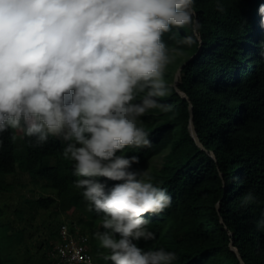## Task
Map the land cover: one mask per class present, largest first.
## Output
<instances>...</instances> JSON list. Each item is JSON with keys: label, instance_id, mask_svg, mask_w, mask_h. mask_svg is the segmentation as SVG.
Returning <instances> with one entry per match:
<instances>
[{"label": "trees", "instance_id": "1", "mask_svg": "<svg viewBox=\"0 0 264 264\" xmlns=\"http://www.w3.org/2000/svg\"><path fill=\"white\" fill-rule=\"evenodd\" d=\"M218 2L223 12L217 10ZM261 3L264 0H194L198 31L193 32L191 26L173 27L163 35L169 55L176 57L172 66L181 72L178 79L165 73L169 92L157 99L168 110L153 108L140 118L151 147L117 152L126 158L136 156L138 163L129 171L138 174L147 169L143 172L151 182L170 194L169 208L159 215L144 216L155 238L134 243L146 251L174 252V264H264ZM186 37L195 42L184 43ZM13 135L11 128L0 133V191L15 188L8 175L22 173L34 182L44 180L55 196L39 197L34 204L43 209L54 204L67 215L78 211V219L69 223H76L88 236L97 264H112L105 259L109 250L95 237L104 231L102 214L91 210L83 189L75 186L84 177L75 176L74 162L63 157L68 142L49 136L47 143L36 146L35 137L23 134L21 144L16 136L11 139ZM165 147L162 165L148 166ZM96 180L106 192L123 182ZM3 215L0 204V227L6 231L0 233V264H17L23 231L3 224ZM47 255L39 264H47Z\"/></svg>", "mask_w": 264, "mask_h": 264}, {"label": "clouds", "instance_id": "2", "mask_svg": "<svg viewBox=\"0 0 264 264\" xmlns=\"http://www.w3.org/2000/svg\"><path fill=\"white\" fill-rule=\"evenodd\" d=\"M217 10L224 11L219 2ZM258 13L264 23V3ZM195 17L194 0H0V133L19 130L36 146L49 136L68 142L63 157L84 177L75 186L91 210L102 214L104 231L95 237L112 264L177 260L134 243L155 238L144 216L163 213L172 198L146 172L138 179L129 171L136 156L117 152L151 147L140 118L168 110L157 99L169 92L172 62L163 35L173 27L198 31ZM98 177L123 182L106 192Z\"/></svg>", "mask_w": 264, "mask_h": 264}, {"label": "rangeland", "instance_id": "3", "mask_svg": "<svg viewBox=\"0 0 264 264\" xmlns=\"http://www.w3.org/2000/svg\"><path fill=\"white\" fill-rule=\"evenodd\" d=\"M176 57L172 58V62L167 66L165 73H171L176 76L178 69L172 66ZM174 79V78H173ZM170 83L174 84V80ZM19 143H23V132L13 130ZM63 139L62 137H60ZM167 147L160 153L153 156L148 162V166L160 167L164 161ZM141 169L137 175L143 172ZM7 180L15 185L10 191H0V204L4 209V215L1 222L14 230L21 229L23 231L24 240L20 250L16 254L17 264H39L44 254H48L49 250L59 242V226L60 220L63 222L76 221L79 212L75 211L67 215L59 206L51 205L48 209L39 208L34 201L42 196H55L54 191L45 187V181L39 179L33 181L27 174L19 173L17 175H8ZM6 232L0 227V233ZM47 264H52L51 259L47 255Z\"/></svg>", "mask_w": 264, "mask_h": 264}, {"label": "built area", "instance_id": "4", "mask_svg": "<svg viewBox=\"0 0 264 264\" xmlns=\"http://www.w3.org/2000/svg\"><path fill=\"white\" fill-rule=\"evenodd\" d=\"M88 236L76 223L62 222L59 242L48 252L52 264H97L89 249Z\"/></svg>", "mask_w": 264, "mask_h": 264}, {"label": "water", "instance_id": "5", "mask_svg": "<svg viewBox=\"0 0 264 264\" xmlns=\"http://www.w3.org/2000/svg\"><path fill=\"white\" fill-rule=\"evenodd\" d=\"M180 72H181V70H179V71L177 72V74H176L177 79H178V77H179ZM176 76H175V77H176ZM177 79H176V80H177Z\"/></svg>", "mask_w": 264, "mask_h": 264}]
</instances>
